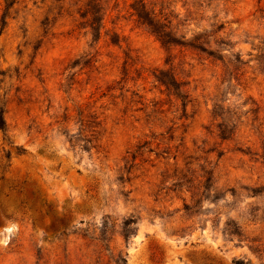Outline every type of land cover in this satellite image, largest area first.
Wrapping results in <instances>:
<instances>
[{
	"label": "rangeland",
	"instance_id": "1",
	"mask_svg": "<svg viewBox=\"0 0 264 264\" xmlns=\"http://www.w3.org/2000/svg\"><path fill=\"white\" fill-rule=\"evenodd\" d=\"M0 110V264H264V0H0Z\"/></svg>",
	"mask_w": 264,
	"mask_h": 264
},
{
	"label": "trees",
	"instance_id": "2",
	"mask_svg": "<svg viewBox=\"0 0 264 264\" xmlns=\"http://www.w3.org/2000/svg\"><path fill=\"white\" fill-rule=\"evenodd\" d=\"M11 6V4L7 1V9H9ZM5 18H3L4 21ZM0 131L5 134L7 132V121L4 117V112L2 110H0ZM123 262H125V260H122Z\"/></svg>",
	"mask_w": 264,
	"mask_h": 264
}]
</instances>
